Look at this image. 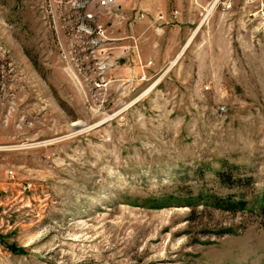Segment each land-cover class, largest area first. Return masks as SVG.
Segmentation results:
<instances>
[{
	"label": "rangeland",
	"instance_id": "rangeland-1",
	"mask_svg": "<svg viewBox=\"0 0 264 264\" xmlns=\"http://www.w3.org/2000/svg\"><path fill=\"white\" fill-rule=\"evenodd\" d=\"M249 9L0 0V264H264Z\"/></svg>",
	"mask_w": 264,
	"mask_h": 264
},
{
	"label": "built area",
	"instance_id": "built-area-1",
	"mask_svg": "<svg viewBox=\"0 0 264 264\" xmlns=\"http://www.w3.org/2000/svg\"><path fill=\"white\" fill-rule=\"evenodd\" d=\"M220 1V0H218ZM115 3V0H95L99 7H109ZM243 5L250 8L243 16L251 23H256L258 28L264 31V0H243ZM223 9L231 8V3L222 2Z\"/></svg>",
	"mask_w": 264,
	"mask_h": 264
},
{
	"label": "trees",
	"instance_id": "trees-1",
	"mask_svg": "<svg viewBox=\"0 0 264 264\" xmlns=\"http://www.w3.org/2000/svg\"><path fill=\"white\" fill-rule=\"evenodd\" d=\"M219 177V181H221L222 183H224L225 185H227V187H232L234 185L235 182H238L240 179L237 178L236 180H234L232 177V173H229L228 171L225 172H220L217 174ZM233 179V180H231ZM213 200H214V205L216 207H219L221 209H227V210H231V211H236V210H241L246 208L247 205V201L241 197H238L237 199H233L232 195H226L223 197H215L213 196ZM259 209L261 211H264V200L263 202L260 203V205L258 206Z\"/></svg>",
	"mask_w": 264,
	"mask_h": 264
}]
</instances>
